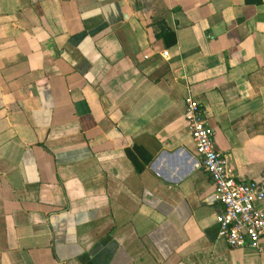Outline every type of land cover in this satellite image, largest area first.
<instances>
[{
    "label": "crops",
    "instance_id": "1",
    "mask_svg": "<svg viewBox=\"0 0 264 264\" xmlns=\"http://www.w3.org/2000/svg\"><path fill=\"white\" fill-rule=\"evenodd\" d=\"M188 95L264 180V0H0V264H264L219 237Z\"/></svg>",
    "mask_w": 264,
    "mask_h": 264
},
{
    "label": "built area",
    "instance_id": "2",
    "mask_svg": "<svg viewBox=\"0 0 264 264\" xmlns=\"http://www.w3.org/2000/svg\"><path fill=\"white\" fill-rule=\"evenodd\" d=\"M168 56V52H164ZM185 117L201 157L198 166L209 175L214 197L222 204L216 222L219 237L232 248L262 250L264 239V180L241 182L229 172V161L214 142L205 110L192 95L185 98Z\"/></svg>",
    "mask_w": 264,
    "mask_h": 264
}]
</instances>
